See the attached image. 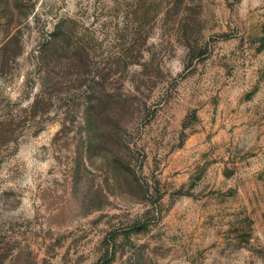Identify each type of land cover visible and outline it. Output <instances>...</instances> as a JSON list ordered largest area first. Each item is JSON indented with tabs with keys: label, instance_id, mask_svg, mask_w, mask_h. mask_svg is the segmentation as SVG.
<instances>
[{
	"label": "rangeland",
	"instance_id": "rangeland-1",
	"mask_svg": "<svg viewBox=\"0 0 264 264\" xmlns=\"http://www.w3.org/2000/svg\"><path fill=\"white\" fill-rule=\"evenodd\" d=\"M0 264H264V0H0Z\"/></svg>",
	"mask_w": 264,
	"mask_h": 264
}]
</instances>
